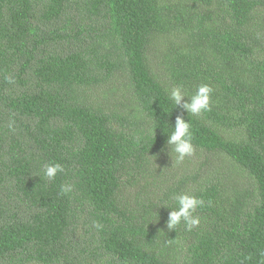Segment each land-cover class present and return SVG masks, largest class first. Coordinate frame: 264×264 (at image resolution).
Here are the masks:
<instances>
[{
	"label": "trees",
	"instance_id": "obj_1",
	"mask_svg": "<svg viewBox=\"0 0 264 264\" xmlns=\"http://www.w3.org/2000/svg\"><path fill=\"white\" fill-rule=\"evenodd\" d=\"M201 84L210 111L168 99ZM177 116L235 179L126 196ZM0 264H264V0H0Z\"/></svg>",
	"mask_w": 264,
	"mask_h": 264
},
{
	"label": "clouds",
	"instance_id": "obj_2",
	"mask_svg": "<svg viewBox=\"0 0 264 264\" xmlns=\"http://www.w3.org/2000/svg\"><path fill=\"white\" fill-rule=\"evenodd\" d=\"M212 88L207 84H201L196 90L195 94L188 97L185 100V94L181 87H175L170 91L168 95L169 101L175 107H180L182 104L183 109L188 114L198 116L204 112L210 111V94ZM173 130L168 134L166 144L171 146L172 152L176 154L177 162L183 161L186 156L193 154L192 139L193 135L191 132V124L188 120H185L183 116H177L175 120ZM63 172V167L59 163H48L43 167V176L51 181L55 180L59 173ZM73 185L63 184L61 186V193H71ZM177 202V208L171 210L168 215L167 228L174 229L176 226L183 223L186 228L190 231L192 228L199 224V218L193 214L198 208L204 206V200L196 196H190L188 194H181L175 197ZM99 227V225H96Z\"/></svg>",
	"mask_w": 264,
	"mask_h": 264
},
{
	"label": "rangeland",
	"instance_id": "obj_3",
	"mask_svg": "<svg viewBox=\"0 0 264 264\" xmlns=\"http://www.w3.org/2000/svg\"><path fill=\"white\" fill-rule=\"evenodd\" d=\"M201 161L202 157L193 153L191 156H186L183 161L177 162L176 154L171 150H166L158 155L152 156L150 157L149 167L145 170L142 177L134 185L126 187V196L131 198V196L138 191V194L141 196L138 198L143 200L144 198L142 195L147 196V192L162 193L160 191L161 185L164 183H172L180 174L191 173L194 167L199 166L200 163L199 172L203 179L208 178L209 175L212 176L218 168L221 173H224L229 179H235V175L232 173L231 169H229L230 167L228 165H230V163L228 160L225 159L222 161L219 159V156L212 154L206 157V161Z\"/></svg>",
	"mask_w": 264,
	"mask_h": 264
}]
</instances>
